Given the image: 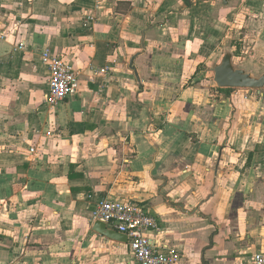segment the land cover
Instances as JSON below:
<instances>
[{"label": "crops", "instance_id": "obj_1", "mask_svg": "<svg viewBox=\"0 0 264 264\" xmlns=\"http://www.w3.org/2000/svg\"><path fill=\"white\" fill-rule=\"evenodd\" d=\"M244 4L0 0V264H136L92 229L104 199L144 206L152 244L180 249L178 264H251L264 89L217 88L209 72ZM44 50L79 79L54 108Z\"/></svg>", "mask_w": 264, "mask_h": 264}, {"label": "built area", "instance_id": "obj_2", "mask_svg": "<svg viewBox=\"0 0 264 264\" xmlns=\"http://www.w3.org/2000/svg\"><path fill=\"white\" fill-rule=\"evenodd\" d=\"M2 39L0 36V41ZM41 62L48 70V93L44 104L54 108L78 92V74L62 58L49 50L41 52ZM107 69L100 70L99 74H104ZM90 219L102 222L109 229L125 235L136 264H178L181 260L180 249L167 246L160 248L152 244L148 234H158L159 224L139 203L124 199H104L96 205ZM251 264H264V250L252 255Z\"/></svg>", "mask_w": 264, "mask_h": 264}, {"label": "rangeland", "instance_id": "obj_3", "mask_svg": "<svg viewBox=\"0 0 264 264\" xmlns=\"http://www.w3.org/2000/svg\"><path fill=\"white\" fill-rule=\"evenodd\" d=\"M239 2L244 4V0ZM246 3L242 15L239 12L233 16L232 27L225 32V48H221L220 56L214 57L213 63L217 64L224 52L235 48L234 56L241 58L242 64L248 65L254 74H261L264 72V0H246ZM238 63L234 62L235 66Z\"/></svg>", "mask_w": 264, "mask_h": 264}, {"label": "water", "instance_id": "obj_4", "mask_svg": "<svg viewBox=\"0 0 264 264\" xmlns=\"http://www.w3.org/2000/svg\"><path fill=\"white\" fill-rule=\"evenodd\" d=\"M211 81L217 88L221 89H264V73L259 77L237 68L233 64V54L230 51L224 52L220 61L209 69ZM93 231L106 238L127 243V237L109 229L104 223L95 221Z\"/></svg>", "mask_w": 264, "mask_h": 264}]
</instances>
